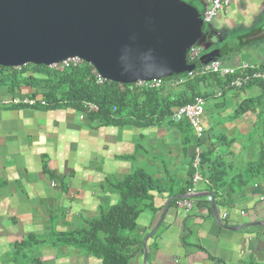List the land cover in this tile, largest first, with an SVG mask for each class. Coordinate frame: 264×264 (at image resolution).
<instances>
[{
  "label": "crops",
  "instance_id": "crops-1",
  "mask_svg": "<svg viewBox=\"0 0 264 264\" xmlns=\"http://www.w3.org/2000/svg\"><path fill=\"white\" fill-rule=\"evenodd\" d=\"M188 1L199 16L207 7V0ZM260 2L232 0L205 26L201 48L222 51L218 46L233 37L238 40V52L260 43V57L253 56L248 63L261 65L264 10ZM33 94L35 90L27 87L13 94L0 88V102ZM240 98L233 92L223 102L228 108L218 113V121L205 120L204 112L206 127L200 140L193 132L184 133L185 140L183 125L178 129L173 123L102 126L87 117L80 119L81 113L70 107H0V264H101L61 237L114 207L119 195L108 183L120 182L134 171L169 183L168 176L176 190L183 189L194 149L200 153L209 149L218 132L229 141L236 139L230 152L237 157L255 122L250 114L228 121ZM225 159L229 162L231 156ZM199 172L202 181L194 186L195 195L209 193L207 174ZM151 196L154 211H142L131 234L136 244L140 242V252L130 264H264V183L215 206L222 227L215 223L211 209L196 206L197 200L205 198L193 200L188 213L170 202L161 220L167 201L175 197ZM224 213L227 217L221 220ZM28 237L32 239L25 248L16 252Z\"/></svg>",
  "mask_w": 264,
  "mask_h": 264
},
{
  "label": "trees",
  "instance_id": "trees-1",
  "mask_svg": "<svg viewBox=\"0 0 264 264\" xmlns=\"http://www.w3.org/2000/svg\"><path fill=\"white\" fill-rule=\"evenodd\" d=\"M230 52L228 49L220 51L219 60ZM177 79L185 80L175 86L173 82ZM162 80V86L155 90L110 82L96 85L91 68L85 63L63 72L33 65L18 69L0 68V88H6L10 94L21 87L31 88L35 90L32 97L39 95L47 104L45 108L70 107L80 113L83 103L93 104L98 112L86 117L102 126L172 124L170 118L173 113L191 104L195 97L206 101L213 96L214 90L221 94V98L230 91L234 95L241 94L240 103L233 108L228 121L240 119L246 114L255 118L250 133L241 145V151L237 157L233 156L230 149L236 139L229 141L223 134L214 135V144L200 153V170H205L207 174L204 175L209 184L207 190L215 206L226 200H235L254 184L264 183V79L252 80L240 90L228 88L233 78L221 79L215 75L186 79L185 74H180L176 77L163 76ZM213 108L223 112L228 104L222 102ZM181 125L186 140V134L192 130L185 121L175 124L178 129H181ZM250 143L253 145L249 149L247 145ZM244 154H250L249 158L245 160ZM226 156H231V161L227 162ZM192 160L193 157L186 173L188 182L181 190L174 188L168 176L169 183L154 180L141 171H134L120 182L108 183V187L118 193L119 202L101 211L96 219L86 222L84 228L61 237L63 242L81 249L101 264H130L140 252V242L136 244L131 235L136 230L137 218L146 209L154 211L151 193L167 194L169 199L184 196L190 188ZM177 202L172 200L170 206ZM196 206L210 210V204H206L204 199L197 200ZM31 239L28 237L26 242L17 245L16 252L23 250ZM134 246L137 250H134ZM33 263L39 264L37 261Z\"/></svg>",
  "mask_w": 264,
  "mask_h": 264
},
{
  "label": "water",
  "instance_id": "water-1",
  "mask_svg": "<svg viewBox=\"0 0 264 264\" xmlns=\"http://www.w3.org/2000/svg\"><path fill=\"white\" fill-rule=\"evenodd\" d=\"M202 41L200 16L178 0H0V68L49 67L78 58L106 82L126 86L219 60L215 51L186 63V51ZM207 197L212 195L170 199L161 220L172 200ZM210 209L222 227L213 203Z\"/></svg>",
  "mask_w": 264,
  "mask_h": 264
},
{
  "label": "built area",
  "instance_id": "built-area-1",
  "mask_svg": "<svg viewBox=\"0 0 264 264\" xmlns=\"http://www.w3.org/2000/svg\"><path fill=\"white\" fill-rule=\"evenodd\" d=\"M232 0H207V7L204 10L201 16V22L203 25H210L216 17L224 12L231 4ZM202 53L201 46L193 45L186 51V63L188 65L195 64L197 60L200 58ZM84 62L78 58H69L60 63L53 64L48 67L50 70H54L56 72H63L69 68H75L81 66ZM90 66V65H88ZM91 74L94 77L96 85H101L106 82L103 80L96 71L90 66ZM264 62L260 64H249V63H239L234 67H226L220 60H216L214 62L208 63L204 66H201L199 69L192 71L190 73H185L186 79H190L193 77H203L209 75L218 76L221 79L224 78H233V80L228 85V88L240 90L245 85L250 83L252 80L264 79ZM185 79H177L174 80L173 84L175 86L181 85ZM162 79H155L148 82L137 81L132 84L133 88H143L147 90H155L162 86ZM220 93H217V96H220ZM204 105L205 102L200 97H195L191 104L178 108L170 118L171 123L179 124L181 122H186L191 128L196 140H200L203 137L204 129L201 124L202 117L204 114ZM47 104L42 98L36 97H18V98H10L8 100H3L0 102V107L2 108H14V107H27L31 109L35 108H43L46 107ZM82 112L80 114V119H83L88 114H95L98 112V108L90 103L82 104ZM191 168L193 171L191 177V188L187 190L185 196L191 197L195 195L194 186L201 182L200 175V151L199 149H194L193 152V160L191 164ZM264 199V198H263ZM206 204H211L213 202L212 198L204 199ZM193 200H180L176 203V207L183 210L184 213H188L193 207ZM227 217L226 213L222 214L220 219L225 220Z\"/></svg>",
  "mask_w": 264,
  "mask_h": 264
},
{
  "label": "rangeland",
  "instance_id": "rangeland-1",
  "mask_svg": "<svg viewBox=\"0 0 264 264\" xmlns=\"http://www.w3.org/2000/svg\"><path fill=\"white\" fill-rule=\"evenodd\" d=\"M178 1H181V2H185V3H189V1L188 0H178ZM262 5V6H261ZM260 8H261V10H264V0H261V2H260ZM202 15H200V17H201ZM264 19V16H263V18L261 17V20H263ZM256 26V25H255ZM204 28H205V25H204ZM235 34V33H234ZM258 37V36H257ZM230 40H232V41H229V40H227V42H225V43H222V44H220L218 47H222V51H224L225 49H228V50H230L231 52L230 53H228L227 55H225V56H223L222 58H221V62L224 64V65H226V66H231L232 65V63L234 62V61H239V62H245V63H248V62H252L253 61V59H254V57L253 56H256V55H259V57H260V43H257V44H253V45H251V46H249L247 49H245V50H243V51H239L238 52V50H235V49H237L238 47V40L236 39V38H229ZM212 49H209V48H203L202 49V53H201V55H200V57H202V56H206V55H209L212 51H211ZM257 50H259V52L258 53H255ZM232 93H233V91H230V92H228V93H226L224 96H223V98H218V97H216L215 95L217 94V90H214L213 91V94H215V95H213V98H210V99H208L206 102H205V106H204V112H205V114H207V116L206 117H204V119L206 120H208V118L209 119H213L214 120V122L217 120H219L218 118H219V116H218V113L220 112V111H218V110H215L214 108H213V105H215V104H220V103H222V102H227V100H230V98H231V96H232ZM38 98H40V96H38ZM206 121H204L203 123H202V121H201V124H202V126H205L206 127V123H205ZM217 131V130H216ZM222 132V131H221ZM217 134H219V132L217 133ZM241 142V141H240ZM190 143V142H189ZM242 143V142H241ZM252 143H250L249 145H247V148H252ZM245 160L247 159V154L245 155V157H243Z\"/></svg>",
  "mask_w": 264,
  "mask_h": 264
}]
</instances>
